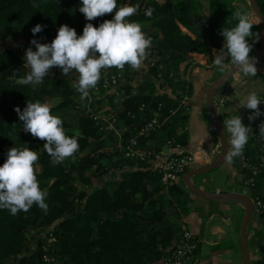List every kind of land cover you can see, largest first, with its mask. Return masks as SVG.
<instances>
[{
  "label": "trees",
  "instance_id": "obj_1",
  "mask_svg": "<svg viewBox=\"0 0 264 264\" xmlns=\"http://www.w3.org/2000/svg\"><path fill=\"white\" fill-rule=\"evenodd\" d=\"M256 2L264 15V0ZM125 4L139 6L128 19L150 23L148 37L152 43L147 56L166 67L162 80L157 78L156 68L146 67L151 78L135 88V95L118 104L109 100L105 114L124 124L123 138L127 139L149 120L158 104L162 105L161 119L176 109V92L189 91L183 84L175 86L170 74L173 76L177 64L189 60V53L211 59L214 49H222L220 32L234 26L233 13L238 8L231 0H117L118 7ZM80 6L81 0H0V42L50 39L62 24L80 36L86 23L98 27L114 16L105 14L87 21L78 10ZM148 8L153 9L151 16L145 15ZM37 24L43 29L34 36L31 29ZM258 31L253 26L252 32ZM254 40L248 38L250 44ZM109 69L121 71L129 81L137 74L129 65L123 70ZM27 71L24 59L11 48L0 49V165L11 147L37 151L35 174L41 189L47 190L48 210L33 205L26 213L11 215L9 210L0 209V264H45V255L54 260L53 264H160L177 242L181 217L189 213L185 199L189 191L175 185L167 196L161 194L152 162L125 160L115 149V136L100 132L77 109L80 93L73 87V78L48 75L33 87L19 82ZM156 86L162 89L161 94L156 93ZM164 88L172 90L170 95ZM124 89L131 93L134 88L127 85ZM53 100L57 102L50 105L52 114L62 119L65 134L75 136L80 146L74 157L61 164L51 163L43 151L45 141L26 133L14 111L15 107L22 111L28 102L49 104ZM141 106L143 111H139ZM186 118L180 114L171 117L141 143L152 149L146 142L157 135L163 145L172 139L182 144L176 128ZM252 143L245 145L243 153L254 163L262 142L257 146ZM104 176L111 178L95 186L94 182ZM263 176L261 171L256 189L263 187ZM49 233L52 244L44 250ZM261 239L264 241V229ZM253 264H264V260Z\"/></svg>",
  "mask_w": 264,
  "mask_h": 264
},
{
  "label": "clouds",
  "instance_id": "obj_2",
  "mask_svg": "<svg viewBox=\"0 0 264 264\" xmlns=\"http://www.w3.org/2000/svg\"><path fill=\"white\" fill-rule=\"evenodd\" d=\"M138 7L127 4L118 7L117 0H81L78 10L87 21L111 13H114L113 18L104 20L98 27L86 23L80 36L75 29L62 24L51 43H39L32 39L30 44L36 50L31 47L25 50L24 61L28 71L19 82L33 87L40 85L53 67H58L65 76L75 71L78 76L73 87L83 99L88 96L89 89L98 83L102 69L115 67L123 70L125 65L139 69L152 41L142 31L141 23L128 19L138 12ZM152 12L153 9L148 8L145 15L151 16ZM233 17L234 26L220 32L224 45L217 52L213 64L221 72L229 69L230 65L243 77H255L258 61L250 56L253 45L248 38L258 39L259 33H253L252 28L262 20L254 22L251 14L242 9L235 11ZM42 29L43 26L37 24L31 32L35 36ZM261 104L257 92L251 91L244 95L238 108L252 110L248 116L252 121L264 115L259 108ZM14 111L23 121L26 133L45 141L43 151L51 158V163L61 164L74 157L79 150L78 139L65 134L62 119L52 114L49 104L28 102L22 111L19 107H15ZM223 125L230 136L231 149L226 158L231 161L242 155L252 130L242 123V117L238 115L225 119ZM259 133L264 137V122L259 125ZM38 159L39 153L28 147L8 149L6 159L0 165V209H7L11 215H16L21 211L26 213L36 205L47 212L45 201L48 193L46 189H41L35 174L34 165Z\"/></svg>",
  "mask_w": 264,
  "mask_h": 264
},
{
  "label": "crops",
  "instance_id": "obj_3",
  "mask_svg": "<svg viewBox=\"0 0 264 264\" xmlns=\"http://www.w3.org/2000/svg\"><path fill=\"white\" fill-rule=\"evenodd\" d=\"M241 2H244V7H248L245 0H241ZM139 23L142 25V31L148 37L152 29L150 23ZM254 26L257 27V25ZM180 29L183 33L189 34L183 27L180 26ZM217 52H219L217 49L212 51L211 59L205 55L189 53V60L177 64L173 73L175 86L178 83L183 84L182 86L189 91L188 95L190 97L191 110L184 124L176 128V133L181 138L182 144L180 145L182 151L197 154L204 152L210 156V160L202 161V166L211 163L218 158L220 154V142L208 119L206 111V94L208 87L228 70L226 69L224 72H221L214 66L213 60ZM250 56H254L253 49ZM230 67L229 65V68ZM256 67L258 71L255 77H243L240 72H236L228 82L220 87L214 97L213 108L222 125L225 119L233 115L241 116L242 123L245 126H249L252 130L249 133L248 144H250L251 140L253 141L252 144L255 146L262 142V146L258 148L259 150L264 146V137L259 133V125L264 122V115L250 121L248 116L251 114L252 110L238 108L240 101L248 92L256 91L259 97H264V58L260 60L259 65ZM130 69L136 71L131 67ZM136 73L133 80L129 81L126 79L125 82V84L131 85V87L134 88L131 92L136 91L135 88L143 81L151 78L150 72L147 70H145V74H142V72ZM139 79L141 80L140 84L138 82ZM158 87L156 86V93L158 92L161 94L162 89ZM171 91L170 89H166L165 92L170 95ZM99 100L102 101L97 102ZM109 100L112 99L108 97V95L100 96L95 100L94 104L97 105L98 108L107 110V108H109ZM98 103H100L101 106H99ZM224 130L229 151L231 146L230 136L225 127ZM156 136L149 138L146 143L159 153L163 150L164 145L161 144L159 141L160 139ZM257 156H259V153ZM155 162L156 160L153 159L151 166L154 167ZM107 177L110 180L111 177ZM245 179L246 174L241 172L239 159L235 157L231 161L226 158L225 162L218 168L207 174L194 176L190 178V182L196 188L207 193L240 194ZM176 185L184 188L182 180L178 181ZM260 192L264 196V184ZM185 199L189 207L186 221L188 227L198 241L197 254L201 259V264H243L239 241H237L235 230L232 231L231 229L233 221L227 215V210L229 205H231V208H238L242 211H244V208L236 202L229 204L214 202L201 196L193 195L190 192L185 194ZM247 242L251 264L264 260V241L259 239L249 242L247 237Z\"/></svg>",
  "mask_w": 264,
  "mask_h": 264
},
{
  "label": "built area",
  "instance_id": "obj_4",
  "mask_svg": "<svg viewBox=\"0 0 264 264\" xmlns=\"http://www.w3.org/2000/svg\"><path fill=\"white\" fill-rule=\"evenodd\" d=\"M55 36L50 38L48 43H51ZM29 47H31L33 51L36 50L35 46L31 45L29 42L16 44L11 47V50L15 55L24 59L25 50ZM143 64H145L147 68H156L158 71L157 78L162 80V73L166 71V67L162 64H157V59L155 57L147 56ZM49 75L54 76L63 74L58 67H53L50 69ZM73 75L77 77L78 73L73 71L67 76L72 78L71 76ZM76 77L73 78L75 82ZM170 77L173 76L170 74ZM125 82L126 78L121 71H114L109 68L102 69L98 83L94 88L89 89L88 96L83 99L81 95L78 97L84 104L77 106V109L83 116H87L100 132L105 135L113 134L115 136V149L125 160L139 164L152 162V160L155 159L154 170L160 179V193L167 196L169 191L187 171L201 167L202 161L210 160V156L204 152L198 154L184 152L182 151L180 143L175 139L166 141L163 150L158 153L154 149H149L142 144L141 140L147 138L151 133L160 130L171 117H175L179 114L188 116L191 111L190 97L187 92L177 91L175 98H179L178 105L175 110L170 112L168 117L163 119L160 118L162 105L158 104L156 109L150 113L149 120L140 127L135 128L132 136L124 139V124L115 118L107 117L105 112L108 108L107 110L98 108L94 102L98 97L106 95L113 100L114 104L129 99L132 95H135L136 92L132 91L131 93H126L124 88L127 84H125ZM166 88L164 89L166 90ZM259 98L262 103L259 105V108L264 112V97ZM78 105H80L79 101ZM143 109L144 106H141L139 111H143ZM258 153L259 156H257L255 159L256 162L254 163H251L244 153L238 156L240 170L246 174V179L242 184L240 194L248 196L251 199L254 206L253 214H255L256 218H260L264 221V218H261V215H264V201L262 200V195H260V190L256 189V178L261 171L264 170V146L258 150ZM52 240V234L49 233L46 245L43 247L44 250L52 244ZM197 242L195 235L187 225L186 216H182L180 220V234L177 242L160 264H201V259L197 254ZM43 262L45 264H53L54 260L45 255L43 257Z\"/></svg>",
  "mask_w": 264,
  "mask_h": 264
},
{
  "label": "water",
  "instance_id": "obj_5",
  "mask_svg": "<svg viewBox=\"0 0 264 264\" xmlns=\"http://www.w3.org/2000/svg\"><path fill=\"white\" fill-rule=\"evenodd\" d=\"M247 4L250 7L253 15L257 19L261 18L262 20V22L259 23V27H258L259 37L258 39L254 40L252 47L254 52V56L252 57H255L257 59L258 63L256 66H258L260 60L264 58V15L261 13L256 0H247ZM236 72L238 71H236L235 69H231L230 67L219 79L215 80L212 84H210L206 94L207 116L220 142L219 157L213 160L209 164L187 171L182 176L181 180L184 185V188L193 195H198L207 200L219 202V203L236 202L244 208V217L241 222L240 233H239V246L241 250L243 264H251L248 242H247V226L252 219V215L254 211V206L251 199L248 196L238 193H221V194L207 193L196 188L190 182V178L194 176L207 174L218 168L226 160V153L228 152L226 133L220 119L218 118V116L214 111L213 100L219 88L222 87L226 82H228ZM71 77L75 78L76 75H73Z\"/></svg>",
  "mask_w": 264,
  "mask_h": 264
},
{
  "label": "rangeland",
  "instance_id": "obj_6",
  "mask_svg": "<svg viewBox=\"0 0 264 264\" xmlns=\"http://www.w3.org/2000/svg\"><path fill=\"white\" fill-rule=\"evenodd\" d=\"M231 1L233 2V4H235V6L238 9H242V10H244L246 12H249L251 14L252 20L254 22L257 20V18L253 15L250 7L249 6L248 7H244V2L242 3L241 0H231ZM246 1L247 0H245V3L247 4ZM257 27H259V24H257ZM48 40L49 39L40 40V41L37 40V41L39 43H48ZM28 41L30 43L31 40H22V42L20 40H17V41H7L6 40V41H3V42H0V49H9V48L13 47L16 44L23 43V42H28ZM145 70L148 71V69L146 68L145 64H143L139 69L136 70V72H138V73L142 72V74H145ZM138 82L140 84L141 83V80L139 79ZM78 101H79L80 105H78ZM100 101H102V100H99L97 102H100ZM56 102L57 101L53 100V101H51L49 103V105H52L53 106V105H55ZM83 104H84V102L81 99H77V106H81ZM98 105L101 106L100 103H98ZM107 180H109V178L107 176H104L101 179L96 180L94 182V185L95 186H100L104 182H106ZM179 181H181V179ZM227 203L229 204V203H233V202H227ZM227 215L233 221V226H231V229H232V231L235 230L236 235H237V241H239L240 226H241L242 219L244 217V211H242L241 209H238V208H235V209L234 208H231V205H229L228 210H227ZM263 229H264V221H262L260 218H256L255 217V214H253L252 215V219H251V221L249 222V224L247 226V237H248V241L249 242H253V240H259V239H261V235H262ZM263 244H264V242H263Z\"/></svg>",
  "mask_w": 264,
  "mask_h": 264
}]
</instances>
